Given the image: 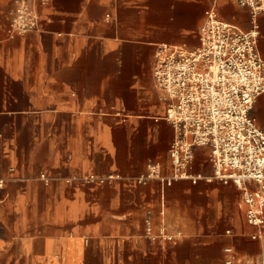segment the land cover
<instances>
[{"label": "crops", "instance_id": "1", "mask_svg": "<svg viewBox=\"0 0 264 264\" xmlns=\"http://www.w3.org/2000/svg\"><path fill=\"white\" fill-rule=\"evenodd\" d=\"M214 3L252 29L235 0H47L38 29L10 37L0 0V264H264L234 183L138 181L150 164L174 174L156 53L198 45ZM253 115L264 127V93ZM210 153L194 147L193 174L213 173ZM148 219L178 238L147 237Z\"/></svg>", "mask_w": 264, "mask_h": 264}, {"label": "built area", "instance_id": "2", "mask_svg": "<svg viewBox=\"0 0 264 264\" xmlns=\"http://www.w3.org/2000/svg\"><path fill=\"white\" fill-rule=\"evenodd\" d=\"M235 1L249 9L252 29L243 30L225 20L214 3L205 11L198 45L159 47L154 74L167 101L166 119L175 132L169 149L174 174L163 178L160 166L150 164L147 174L138 181L146 183L158 177L167 184L175 179L196 183L203 178L232 182L242 191L249 223L263 230L264 127L258 125L253 109L264 93V59L258 49L256 24L257 16L264 13V0ZM38 2L47 0H14L10 37L38 29ZM196 146L210 148L211 175L191 172ZM145 234L151 239L178 238L165 227L156 231L150 219Z\"/></svg>", "mask_w": 264, "mask_h": 264}]
</instances>
